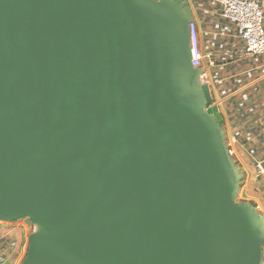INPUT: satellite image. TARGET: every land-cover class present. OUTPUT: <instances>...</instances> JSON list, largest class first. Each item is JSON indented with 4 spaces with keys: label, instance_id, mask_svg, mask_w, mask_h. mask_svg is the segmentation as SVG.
Listing matches in <instances>:
<instances>
[{
    "label": "water",
    "instance_id": "95a60500",
    "mask_svg": "<svg viewBox=\"0 0 264 264\" xmlns=\"http://www.w3.org/2000/svg\"><path fill=\"white\" fill-rule=\"evenodd\" d=\"M181 0H0V222L21 264H258Z\"/></svg>",
    "mask_w": 264,
    "mask_h": 264
},
{
    "label": "crops",
    "instance_id": "0c3cea01",
    "mask_svg": "<svg viewBox=\"0 0 264 264\" xmlns=\"http://www.w3.org/2000/svg\"><path fill=\"white\" fill-rule=\"evenodd\" d=\"M195 24L201 80L222 119L223 141L239 176L238 203L264 219V56L249 57L233 25L217 18L208 0H181ZM264 8V0H255ZM28 233L18 222L0 223V264H21Z\"/></svg>",
    "mask_w": 264,
    "mask_h": 264
},
{
    "label": "built area",
    "instance_id": "2783aa9c",
    "mask_svg": "<svg viewBox=\"0 0 264 264\" xmlns=\"http://www.w3.org/2000/svg\"><path fill=\"white\" fill-rule=\"evenodd\" d=\"M208 3L217 18L233 25L237 30L238 38L247 56H264V8L259 2L255 0H208ZM192 28L193 23L190 24L192 62L194 67L199 68L201 61H210L212 55L199 52ZM17 222L26 229L27 233L29 232V224L26 221ZM258 264H264V244Z\"/></svg>",
    "mask_w": 264,
    "mask_h": 264
},
{
    "label": "rangeland",
    "instance_id": "374dc122",
    "mask_svg": "<svg viewBox=\"0 0 264 264\" xmlns=\"http://www.w3.org/2000/svg\"><path fill=\"white\" fill-rule=\"evenodd\" d=\"M192 30H194V34H195V32H196V28H195V24H193V28H192ZM197 41V40H196ZM201 82H202V84H204V86H205V81L204 80H201ZM264 220V219H263Z\"/></svg>",
    "mask_w": 264,
    "mask_h": 264
},
{
    "label": "trees",
    "instance_id": "16d2710c",
    "mask_svg": "<svg viewBox=\"0 0 264 264\" xmlns=\"http://www.w3.org/2000/svg\"><path fill=\"white\" fill-rule=\"evenodd\" d=\"M226 152H227V150H226ZM228 155V154H227Z\"/></svg>",
    "mask_w": 264,
    "mask_h": 264
}]
</instances>
